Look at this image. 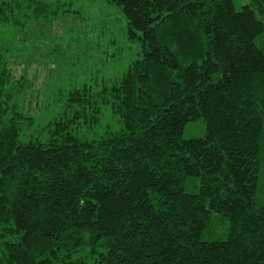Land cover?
I'll return each instance as SVG.
<instances>
[{
  "label": "trees",
  "instance_id": "obj_1",
  "mask_svg": "<svg viewBox=\"0 0 264 264\" xmlns=\"http://www.w3.org/2000/svg\"><path fill=\"white\" fill-rule=\"evenodd\" d=\"M107 2L139 56L64 88L12 42L72 2L0 0V264H264V0Z\"/></svg>",
  "mask_w": 264,
  "mask_h": 264
},
{
  "label": "rangeland",
  "instance_id": "obj_2",
  "mask_svg": "<svg viewBox=\"0 0 264 264\" xmlns=\"http://www.w3.org/2000/svg\"><path fill=\"white\" fill-rule=\"evenodd\" d=\"M64 1L72 2V12L33 25L34 30L22 36L18 44L12 40L16 71L37 74L40 85L62 78L59 87L64 88L81 84L86 76L122 74L139 56L141 47L138 41L128 40L127 19L121 9L107 0ZM245 3L247 0H235L237 9ZM258 42L264 45V37ZM205 132L204 120L198 119L187 124L185 137H199ZM228 226L226 218L216 217L205 238H223Z\"/></svg>",
  "mask_w": 264,
  "mask_h": 264
}]
</instances>
